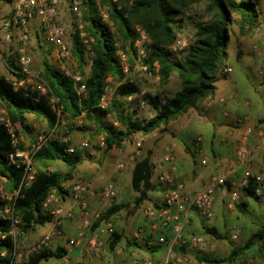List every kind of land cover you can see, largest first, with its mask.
Instances as JSON below:
<instances>
[{"label": "trees", "instance_id": "1", "mask_svg": "<svg viewBox=\"0 0 264 264\" xmlns=\"http://www.w3.org/2000/svg\"><path fill=\"white\" fill-rule=\"evenodd\" d=\"M2 1L12 5L15 0ZM202 1H207L204 17L209 18L195 23V41L187 48L185 54L175 58L169 46L178 38L181 21L187 11L193 4ZM102 6L106 8L115 31L103 21L99 6L94 0H82L83 27L80 29L76 25L72 33L71 53L83 74V80L78 86L84 84V92L80 93L74 81L48 58L43 60V71L40 74L47 84V93L31 88H15L6 76L0 75V106L7 110L13 125L20 124L23 131H30L28 115L32 114L36 118L44 119L49 131L55 129L61 119L50 104V97L55 95L63 107L64 117L74 120L84 115L85 119L92 121L96 134L102 135L104 140L103 148L98 145L95 147L105 155L114 148L123 147L135 134L149 135L157 130H168L172 121L197 107L206 97L215 94L218 76L226 73L224 69L229 59L232 23L238 25L240 36L253 33L261 24L257 0H103ZM137 27L150 39L146 44L147 56L143 63L147 64L152 72H155L158 66L162 85L168 83L174 74L181 81V87L173 95H153L147 92L142 96L155 110L153 116L144 119L138 117L136 109H129L126 105L124 98L139 93L140 88L136 82L125 78L126 73L117 53L121 50L128 56L130 64H135V41L139 37ZM82 32L90 38L92 63L89 73L85 72L89 61ZM236 52L238 57H241L240 47ZM3 57L9 68H17L16 56L13 53ZM17 76L22 77L20 74ZM109 77L118 80L120 84L116 88L111 105L103 108L100 104L106 93ZM112 112L116 115L119 127L105 119ZM70 146L71 143L56 137L39 149L34 161L40 168L35 172L33 180L22 185L24 169L11 162L10 154L15 149L12 136L8 127L0 123V177L7 180L9 193L19 190L11 201L0 196V264H12L15 250V240L10 234L12 221L2 216L4 207L8 203L12 204L14 214L21 218L19 227L24 233L49 223L51 215L44 206L45 201L53 191L60 196L67 194L62 187L63 182L74 179L84 161L85 152L78 147L69 151ZM187 150L193 157L196 156L190 146H187ZM56 163L64 164L66 172L47 170ZM153 172V152L148 150L135 161L132 169V188L137 194L134 208L140 207L145 200L152 201L149 196L151 190L166 191V188L152 183ZM251 183V186L243 188L242 191L247 197L259 200V196L255 194V181L252 180ZM154 205L158 209L165 207L156 203ZM246 205L243 202L240 207L244 208ZM125 206L127 205L124 203L114 201L92 227L96 229L102 222L112 221L113 215ZM204 229L211 239H229L233 245L228 257L216 259V262L233 261L251 245L264 239V226L254 232L243 246L232 242L229 232L223 234L216 227L208 225L204 226ZM121 238V234L115 230L111 247L115 248ZM128 241L138 245L137 241ZM177 250L183 251L184 247H178ZM66 253L63 249L52 250L46 247L32 254L22 264H39L43 259L62 258Z\"/></svg>", "mask_w": 264, "mask_h": 264}, {"label": "crops", "instance_id": "2", "mask_svg": "<svg viewBox=\"0 0 264 264\" xmlns=\"http://www.w3.org/2000/svg\"><path fill=\"white\" fill-rule=\"evenodd\" d=\"M259 4L262 9L261 27L252 37L253 41L259 43V46L254 45V48H251L248 43L245 47L247 42L241 39V57H238L237 52L233 54L229 51L227 67L232 68V71L218 76L215 83V94L200 101L197 107L181 116L178 121L180 124L182 123L181 129L186 135H189L191 141L194 137L191 136V132L196 133L194 131L196 130L203 133V136H200L202 139L200 144L197 145L196 140L192 144L189 140L184 146L178 145L176 143L178 141L162 146L167 151H173L176 175L185 183L186 190L190 194L201 190L203 184L212 175H223L227 178L226 186L220 187L215 194L214 216L212 218L203 216L197 209H192L189 212L190 218L185 225L184 233L188 236L204 235L210 242V246L204 250L184 248L183 252L191 258L189 264H264V239L251 245L233 261L216 262V259L228 257L233 245L229 239L218 241L211 239L204 229V226L207 225L214 226L219 232L226 234L231 233L232 228L236 227L240 236L242 233L240 227L235 224H227L225 214L219 218L216 207L221 206L224 210L228 208L226 202L230 200V193L233 189H237L233 184L242 177L245 169L251 168L253 172L264 173V48H260L264 47V0H259ZM201 112L206 116L200 117L199 113ZM236 117H242L244 121L237 124L235 122ZM249 128L251 131H248ZM218 133L224 136L221 142L222 151L214 148V139ZM241 144H245L251 152L248 164H241L237 160V147ZM187 146L196 152L195 157L187 150ZM210 148L211 156L208 153ZM174 149L176 150L174 151ZM163 158L155 160V167ZM202 158L209 159L208 164L203 165L201 163ZM199 163L206 168L198 169ZM132 169L130 168V174L115 175L117 191L115 202L123 203L124 200H129L122 194V188L123 186L131 187L133 190ZM123 180H125V184H123ZM155 192L158 195L161 194L160 190ZM241 192L245 195L243 191ZM136 195L133 192L132 197L135 199ZM149 196L152 201L147 200L149 201L147 202L145 200L136 214L131 216L127 222L121 219L124 210L113 215L112 221L115 230L122 236L115 248L111 247L113 236L107 231H102L103 223L96 229L92 227L87 231L86 236L78 244L68 245L67 238L75 236L82 217L78 206L69 194L60 196V203L73 208L74 217L64 222L63 230L66 237L56 238L50 248L52 250H65L70 258L69 264H145L149 259L153 264H160L166 257L169 244L175 242V233L169 226L164 228L158 216L148 214L150 208L157 213L165 209V207L156 208L154 203H158L153 199L151 191ZM245 197V201H249V197L246 195ZM87 199L93 213L103 207L107 209L110 206L109 200L101 197L99 192L97 195H88ZM142 213L147 214L148 219L145 224L142 223L140 226L135 219ZM48 227L49 223L40 229L41 232L45 233ZM161 235L167 236L168 243H158V238ZM34 237L32 235L31 238ZM128 239L132 242L137 241L138 245L129 243ZM237 239L232 242L239 246L245 245L241 236L239 241ZM39 264H64V258L43 259Z\"/></svg>", "mask_w": 264, "mask_h": 264}, {"label": "built area", "instance_id": "3", "mask_svg": "<svg viewBox=\"0 0 264 264\" xmlns=\"http://www.w3.org/2000/svg\"><path fill=\"white\" fill-rule=\"evenodd\" d=\"M97 3H100L102 0H96ZM62 0H15L14 8L9 13L7 19L3 21V30L5 33L6 40H12L13 31H16L19 40L23 43L19 49V56L16 59V69H11L7 67L10 75L7 79L13 84L15 88H24L28 90H38L41 93H47L48 87L47 84L41 79L38 78L37 82L33 83L35 75L31 69L33 64V56L26 50V45L30 40L31 35V25L34 20L40 19L41 25L44 29L45 39L49 44L54 45L60 56L63 58L69 59L71 56V51L65 42L66 28L62 24L57 22L58 15L60 13V6ZM70 10L74 15L80 16L82 0H69ZM107 17L106 14H104ZM139 31V37L135 41V46L137 48V57L139 60H143L147 56L146 44L150 42V39L146 33L140 28L137 27ZM85 43H88L87 39H84ZM118 46V44H117ZM188 46L186 39L179 38L173 44L170 45V49L173 52H179L185 50ZM118 55L120 56L121 64L123 66L124 72L128 73L130 70V65L128 64L127 55L124 54L121 50H118ZM6 62V61H5ZM140 69L143 71H148L149 66L145 63L140 64ZM64 73L69 76L78 86V84L83 80V77L78 73H71L68 68L65 66L62 67ZM232 68L226 67L224 72H231ZM18 74L22 77L18 78ZM33 83L31 86L30 84ZM85 85L80 84L78 86V91L80 93L85 91ZM139 93L144 96L147 92L145 90H140ZM135 95V94H134ZM133 95L129 96L131 99ZM50 104L53 111L57 114L58 117H62L63 107L59 104V99L52 95L50 97ZM142 105L147 103L142 99ZM101 107H108V101L106 100L105 95L102 98ZM204 111H206L204 109ZM244 121L242 117H236L235 122L240 124ZM0 123L8 127L11 136L12 143L15 147L14 152L10 154L11 162L16 164L18 167L24 169V181L23 183H29L33 180L35 172L37 171L36 162L34 161V156L39 149L46 146L52 139L55 138L59 124L55 129L49 131L48 133H43L37 136L35 141L28 147L23 148L21 146L19 133L15 129L7 110L4 107L0 106ZM248 131H251L249 128ZM201 137L199 136L196 139V144L199 145L201 142ZM67 141V140H65ZM85 146L87 144H84ZM142 142L139 140L137 142L138 149H141ZM75 148L70 146L69 151H73ZM140 155V150L137 152ZM251 152L245 144H241L237 147V160L241 164H248L250 162ZM209 159L202 158L201 163L203 165L208 164ZM123 163L120 164V167L123 168ZM157 183L160 186L166 188L165 191V209L160 213L156 212L153 209L148 210V214L151 216H158L161 221V225L164 228L168 226L172 228L175 233V242L169 244V250L166 254V257L160 264H189L191 258L188 254H185L183 251L177 250L178 247L192 248L195 250H204L210 246V242L204 235L195 234L188 236L184 233L185 225L189 222L190 211L192 209H197L203 216L207 218H212L214 216V201L215 194L220 187H225L227 183V178L223 175H212L210 178L203 184L201 190L195 193H188L186 190V185L181 181L176 175V164L174 155L171 152H168L163 160L157 164ZM50 171H53L50 169ZM3 178V177H2ZM252 180L255 181V194L259 196L260 200L264 202V173L263 172H253L251 168L245 169L242 177L236 181L233 185L237 189L231 191L230 200L227 204L228 207L232 208L241 197V191L245 187L251 186ZM62 187L66 190L75 204L78 206L81 214V221L78 225L77 232L75 236L67 238V244L70 246L78 244L87 234L94 221L102 217V213L91 212L90 205L87 199V196L94 195L92 189L84 182L82 179H75L72 182L65 183L63 182ZM115 184L110 182L106 185L104 190V195L107 198H114L116 195ZM19 190H16L14 193H9L6 195H0L3 198L12 200L14 195H17ZM66 195V194H65ZM60 196L53 191L48 199L45 201L44 206L48 213L51 215V221L49 222V227L47 231L43 234L41 239L37 241L32 248L29 250L26 255L24 252L19 250V238L23 231H21L19 224L21 218L14 214L13 206L11 203L6 204L4 210L2 211V216L8 218L12 221V229L10 234L15 240V250L14 258L12 264H22L26 261L28 255H32L35 252L40 251L43 248L49 247L54 242L56 238H65V232L63 230V225L66 220L72 219L74 217V210L72 207L64 206L59 202ZM156 213V214H155ZM102 231H107L110 235L113 236L115 232V226L112 221H104ZM238 230L236 227L232 228L230 237L233 240L238 238ZM158 243L166 244L168 239L166 235H161L158 238ZM214 246V244H211ZM98 250V249H97ZM29 256V257H30ZM62 258H64V264L70 263V258L66 253ZM145 264H153L149 259ZM198 264V263H195Z\"/></svg>", "mask_w": 264, "mask_h": 264}, {"label": "rangeland", "instance_id": "4", "mask_svg": "<svg viewBox=\"0 0 264 264\" xmlns=\"http://www.w3.org/2000/svg\"><path fill=\"white\" fill-rule=\"evenodd\" d=\"M94 1L97 3L96 0ZM102 1L100 3H97L99 6L100 15L102 16L103 21L107 23L109 26H111L115 31L113 23L109 19L106 8L102 6ZM257 1L259 2V0ZM206 6H207V1L195 3L187 11L184 18L182 17L183 18V21H181L182 27L181 30L179 31L177 39L179 38L186 39L188 42L187 48L196 39L195 23L201 19L205 20L209 18L208 16L204 17V15L206 14ZM13 8H14V4L10 5L7 1L0 0V75H4L6 77H8L10 73L3 56L10 55L11 53H13L14 56H16L15 58L17 59L19 56V49L23 45V43L19 40V36L16 31H13L12 40L8 41L5 39V33L3 30V21L4 19L8 18L9 13ZM259 8H260V12L262 13L260 4H259ZM81 11L82 13L80 16L74 15L70 10L69 0H62L57 22L62 24L66 28L65 42L69 47L70 51H71L72 38H73L72 33L76 29V25H78L80 29H82L83 27V16H84L83 8H81ZM104 14H106L107 17H105ZM260 27L251 34L240 36L238 25L235 22H233L230 27L231 35H230L228 51H231L234 54L237 51L238 47L241 48V44H242L241 39L247 42L245 47L247 46L248 43L251 46V48L252 47L254 48V45L259 46V43L253 41L252 37H254V35L259 31ZM81 35L84 39L88 40V43L85 42L84 43L86 45L85 47H86L87 59L89 61L88 65L85 67V72L89 73L90 66L92 63V60L90 59V54H91L90 38L86 36L85 32H82ZM187 48L179 52H173L169 46V49L171 50L175 58H179L180 56L185 54ZM260 48L263 49L264 47L262 46ZM26 50L33 56V64L31 67L35 75V79L33 80V83L37 82L38 78H41L40 74L43 71V60L45 58H48L49 61H51L55 66L59 67L61 70L62 67L65 66L66 68L69 69L71 73H78L83 77V74L80 72L78 68V63L74 58V56L72 55V53L69 59L63 58L62 56H60L58 49L54 45L49 44L46 41L44 29L41 25L40 19L34 20L32 22L30 40L26 45ZM127 62L130 65V70L128 73H126L125 78L136 82L139 85L140 90H145L146 92L151 93L153 95L156 93H159L160 95H173L181 87V81L176 74H174L171 77L168 83L162 85L160 82L158 66L156 67L155 72H152L150 70L146 72L140 69V64L143 63L142 59L139 60V58L137 57L134 65L130 64L129 59L127 60ZM107 80L109 84L106 88L105 97L106 100L108 101V106H110L111 101L114 98L116 88L120 84V82L118 80L113 79L112 77H109ZM33 83H31L30 85L32 86ZM124 100L126 101V105L129 109L134 108L137 110V115L140 119L151 117L155 114V110L150 105L141 104L142 99L140 93L133 95L131 99L127 97L124 98ZM199 116L202 117L206 115L203 112H201L199 113ZM105 119L108 123H113L115 126L119 127V123L116 121V115L113 112L108 114ZM179 120L180 118L172 121L168 127V130H157L149 134L148 137H145L147 135H143L140 133L135 134L132 137V139L127 140L124 143L123 147L114 148L105 155L102 150H99L98 148L95 147L96 145H98L103 148L104 140L102 135L96 134V127L94 126L92 121L85 119L84 115L74 120H69L66 117L62 116L60 119L57 132L55 134V138L59 137L62 141L71 143V146L74 147L75 149L78 147L82 149L83 152H85L84 161L79 166L75 178L66 181L65 183L72 182L76 178L82 179L89 186V188L92 189L94 195H97V192H99L101 194V197L109 200V204L111 205L117 197V191L113 199L105 197L104 190L106 185L110 182H113L115 184L116 176H118V174L120 173L130 174V168H133L135 161L139 157L144 155L148 150H152L153 163H154L155 160L157 161L162 159L168 152H171L173 154V151L171 150L167 151L164 149V147L162 148V146H166L167 144L174 143L176 141H178L176 142L178 143V145L184 146L185 143H187V141L189 140L191 141V139H189L190 138L189 135H186L185 132L182 131L181 129L182 123L180 124V122H178ZM28 122L31 126L30 131L28 132L23 131L20 124L15 125V129L19 133L21 146L23 148H28L35 141L38 135L49 132L47 123L44 119L36 118L34 115L29 114ZM194 131L196 133H192V132L190 133L191 136H194L191 141L192 144L199 136H203V133H201L200 131H196V130ZM223 138H224L223 134H219V133L216 134V137L214 139L215 150L222 151L223 146L221 142ZM139 140L142 142L141 149H138L137 147V142ZM84 144L87 145L85 146ZM139 150H140V155L137 154ZM175 150L176 149H174V151ZM208 153L210 154V156L212 155L211 148L209 149ZM122 163L124 166L121 169L120 164ZM36 167L38 169L40 168L38 164H36ZM205 168H206L205 166H202L199 163L198 169L202 170ZM50 169H52L53 171H50ZM47 170L50 172H54V171L66 172L67 168L62 163H56L52 166H49ZM157 170L158 169L155 167V163H154L152 183L161 187L157 183V177H156L158 172ZM123 184H125V180H123ZM155 191L157 190H151L153 199L156 200L157 203L160 204L161 206H164L165 190H160L161 194L159 193V195ZM133 192L135 191H133L131 187L126 188L125 186H123L122 188V194L126 199H129L128 201L124 200L123 203L127 206L121 209L124 210V214L121 216V219L124 222L130 220L131 219L130 217L134 216L137 210L141 207L140 205V207L134 208L135 201L134 198L132 197ZM6 194H9L7 180L5 178L0 177V195H6ZM245 199H246L245 195H243V193L241 192L240 200L236 204H234L232 208L227 206L228 208L224 210L223 207L221 206L216 207L219 218L222 216V214H225L227 224L228 223L235 224L240 227V229L242 230V233L240 232L241 233L240 236L242 241L244 242H246L247 239L254 232L258 231L264 226V202H262L260 199L255 200L253 198H249V201H245ZM228 202L229 201H227L226 204H228ZM243 202L246 203L247 205L244 208H241L240 206ZM105 209L106 207L105 208L103 207L99 209L97 212L103 214ZM147 219H148L147 214L142 213L141 215H138L136 217L135 221H137V223H139L140 226H142V223L145 224V222H147ZM42 228H44V226H37L34 230H31L20 236L18 246L21 252H24L26 255L28 254L32 246L37 241H39L43 236L44 232L42 233L40 230ZM32 235L35 237L31 238ZM240 236L237 239V241L240 240ZM29 256L30 255L26 257V261L29 259Z\"/></svg>", "mask_w": 264, "mask_h": 264}]
</instances>
